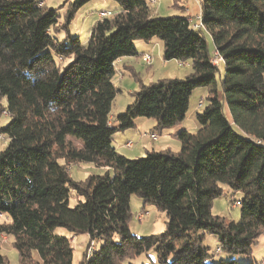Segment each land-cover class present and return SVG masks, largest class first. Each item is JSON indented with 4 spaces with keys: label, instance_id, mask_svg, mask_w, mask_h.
Here are the masks:
<instances>
[{
    "label": "trees",
    "instance_id": "16d2710c",
    "mask_svg": "<svg viewBox=\"0 0 264 264\" xmlns=\"http://www.w3.org/2000/svg\"><path fill=\"white\" fill-rule=\"evenodd\" d=\"M89 1L65 2L59 23V7L43 0H0V114L9 116L0 127V235L11 236L19 264H74L67 234L87 236L77 264H134L141 254L149 264H240L235 255L250 256L264 233V0H201L197 29L184 14L156 16L148 0H113L118 10L97 17L83 43L69 24ZM154 38L164 60L189 61L191 70L148 83L132 72L138 89L112 126L114 63L137 55L135 40ZM198 87L207 103L195 114V132L175 134L178 150L128 158L115 149L112 135L138 117L157 130L181 123ZM78 163L103 171L76 181L66 167ZM222 185L242 194L236 221L211 212ZM70 190L81 198L73 206ZM132 194L165 213L162 233L130 231ZM206 235L234 257L210 262Z\"/></svg>",
    "mask_w": 264,
    "mask_h": 264
},
{
    "label": "rangeland",
    "instance_id": "374dc122",
    "mask_svg": "<svg viewBox=\"0 0 264 264\" xmlns=\"http://www.w3.org/2000/svg\"><path fill=\"white\" fill-rule=\"evenodd\" d=\"M67 1L70 2L71 0H43L44 4L47 7H59L58 13L60 14L59 23L62 22V13L63 9L65 8L62 6L65 2V6L67 5ZM195 0H157V2L153 5V13L156 16H162V17H168V16H176L180 15L184 12H186V7H189L190 10L193 5L195 4ZM40 5L42 2L39 3ZM64 7V8H63ZM109 9L113 12H116L118 10L117 3L113 0H91L88 3L84 4L75 14L72 21L69 24L70 33L71 36H77L79 39L84 43L87 41L89 32L91 29V26L96 21L97 16L95 15L98 10L101 9ZM182 8L185 10L182 12ZM156 11V12H155ZM208 45L210 49L212 50L213 45L212 41L209 37H207ZM141 41V40H140ZM153 41L158 42L161 45V42L158 39H153ZM189 63V61H187ZM183 70H186L189 68V66L182 67ZM223 69V63L220 62L219 64V71L221 72ZM184 72V71H182ZM127 77H130L127 72H125ZM183 73H180L181 77H184L182 75ZM169 77L175 76L173 73H169ZM131 79V78H129ZM216 79L219 85V74H216ZM115 84H118L117 81H115ZM220 92V87H219ZM127 94L124 93V96L119 98L116 102L117 106H120L123 104V102L126 100H123V98L128 97ZM202 99L203 103L198 105L199 100ZM0 102L5 105V100H0ZM207 103L206 100V94L204 88H196L192 91L190 97H189V108L187 112V120L186 124L193 123L195 121V114L200 112ZM9 120L8 115H4L3 112L0 114V127L4 126ZM196 122V121H195ZM235 131L239 134H243L235 125L233 126ZM116 134H120L121 131L115 132ZM68 139L73 141V143L76 146H81V140L78 138H75L73 136H68ZM6 145V142L0 140V150L3 149ZM145 153L141 155H137V158L144 156ZM67 170L70 171V174L72 178L76 181L83 180L87 177V175L92 173H101L102 169L95 167L92 164L87 163H78V164H71L67 166ZM223 194L219 196L218 198L214 199L211 206V212L213 215L221 216L226 218L227 220H238L240 216L239 212V206L236 204H233L236 200H240L242 198V194L239 191H233L228 189L226 186H223ZM81 198L76 196L73 190H70L69 192V205L73 206L77 202V200H80ZM130 210H131V219L129 221V228L130 231L137 235V236H145L148 234H159L162 233L165 229V222L167 220L165 213L162 211H159L151 204H144L142 199H140L137 195L132 194L130 196L129 200ZM234 205V206H233ZM140 210L148 211V214L143 218L142 221H137L134 218V214ZM5 215L0 216V221L5 219ZM55 233L61 234L65 233V230L63 228L57 227L54 230ZM84 235H77L76 238L72 241V247H73V262L74 264H77L81 258H82V252L85 248L86 241L84 242ZM114 239H118V236L115 235ZM101 243V240H97L95 243H91L86 250H88L89 247L95 249L96 247H99ZM204 244L209 246V252L212 255L210 258V262H217L221 259H231V257L227 254H224L223 252L219 251L217 246V238L213 235H206ZM90 249V248H89ZM0 251L2 255L5 256L7 263L6 264H19V256L18 251L13 247L12 245V238L11 236H8V239H1L0 237ZM149 256L154 258L153 252H148ZM33 258L37 260L38 253L36 251L33 252ZM235 259L240 264H247L248 262H252L253 264H264V233L260 234L257 238L256 242L252 245V252L250 256H244V255H235ZM134 264H149V261L146 259V256L144 254H141L140 256L134 258L131 260ZM127 264V263H126Z\"/></svg>",
    "mask_w": 264,
    "mask_h": 264
},
{
    "label": "crops",
    "instance_id": "0c3cea01",
    "mask_svg": "<svg viewBox=\"0 0 264 264\" xmlns=\"http://www.w3.org/2000/svg\"><path fill=\"white\" fill-rule=\"evenodd\" d=\"M195 1L196 5H193L191 10L189 7H186V12L182 13L188 16L189 19H192L196 14L200 12V0ZM134 46L137 50V55L121 57L114 63L116 73L113 77V83L119 91L112 102L109 114L108 123L112 126L117 125V121L115 120L117 114L122 113L125 110L126 106L132 102V92L138 89L137 80L133 77V75H131L132 72H135L144 83H148L159 78H168L169 73H173L175 75L173 77L181 78L180 73H183L182 75L185 76L191 70L190 65L187 61H183V65H180L177 60H164L162 57V43L160 45L158 42L153 41V39L149 41L135 40ZM213 51L214 48H212V53ZM144 53H147L152 57V62L150 64H147L143 60L142 54ZM220 62L222 63V61ZM220 62L218 64H220ZM185 66H189V68L183 70L182 67ZM125 72H127L130 77H127L128 75H126ZM114 80L117 81L118 84H115ZM124 93L127 94L126 96H128L123 98V100H126V102L124 101L123 104L117 106V100L123 97ZM186 118L187 114L185 119L181 123L164 128L162 130H157L155 129V122L153 119L138 117L134 121V127L121 131L120 134L114 133L112 135V143L119 153L128 158L136 157L137 155H141L143 153H146L147 151H157L165 149L167 147L171 148L174 151L178 150L180 147V143L175 137V134L183 129L189 132H195L198 128L195 121L191 123V125L186 124ZM153 132L158 135L155 140H151L149 137V134ZM128 140L132 141L131 148L124 146V143ZM76 236L77 235L67 234V237L70 239L71 244ZM84 236L85 242L87 236ZM0 237L1 239H8L5 235H0Z\"/></svg>",
    "mask_w": 264,
    "mask_h": 264
},
{
    "label": "built area",
    "instance_id": "2783aa9c",
    "mask_svg": "<svg viewBox=\"0 0 264 264\" xmlns=\"http://www.w3.org/2000/svg\"><path fill=\"white\" fill-rule=\"evenodd\" d=\"M201 1V0H200ZM157 2V0H148V4L153 8V5ZM96 15L97 17L99 18H103V17H106V16H109L111 15V12L110 10H106V9H101V10H98L96 12ZM189 25L191 28L193 29H197V28H200L202 26L201 24V13L199 12L198 14H196L192 19H189ZM142 57H143V60L147 63V64H150L152 62V57L147 54V53H144L142 54ZM220 61H222V57L221 55L216 51L214 50L213 53H212V56L210 58V62L213 64V65H217ZM179 64L183 65V61H178ZM203 103V100L200 99L199 102H198V105L202 104ZM3 114L4 115H8V112L6 110L3 111ZM157 134L155 132L153 133H150L149 134V137L151 140H155L157 138ZM0 140L4 141L5 138L3 135L0 134ZM124 146L125 147H128V148H131L132 147V141L131 140H128L124 143ZM66 169H68L66 167ZM233 204H236V205H239V201H236L234 202ZM234 206V205H233ZM148 214V211H144V210H140L138 212H136L134 214V218L135 220L137 221H142L143 218ZM5 238H3L4 240ZM70 240V239H69ZM90 248V249H89ZM88 250H86V256L89 257L91 254H92V251H93V248L89 247Z\"/></svg>",
    "mask_w": 264,
    "mask_h": 264
}]
</instances>
